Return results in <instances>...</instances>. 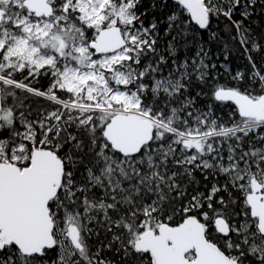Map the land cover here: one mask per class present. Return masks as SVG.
<instances>
[{"label":"snow or ice","instance_id":"obj_1","mask_svg":"<svg viewBox=\"0 0 264 264\" xmlns=\"http://www.w3.org/2000/svg\"><path fill=\"white\" fill-rule=\"evenodd\" d=\"M0 264H264V0H0Z\"/></svg>","mask_w":264,"mask_h":264}]
</instances>
